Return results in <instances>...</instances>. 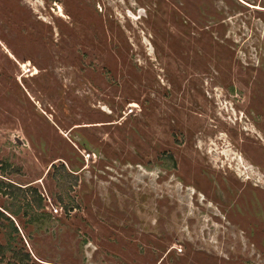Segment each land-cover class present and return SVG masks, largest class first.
Masks as SVG:
<instances>
[{"label":"rangeland","instance_id":"rangeland-1","mask_svg":"<svg viewBox=\"0 0 264 264\" xmlns=\"http://www.w3.org/2000/svg\"><path fill=\"white\" fill-rule=\"evenodd\" d=\"M0 181L29 264H264V0H0Z\"/></svg>","mask_w":264,"mask_h":264},{"label":"trees","instance_id":"trees-1","mask_svg":"<svg viewBox=\"0 0 264 264\" xmlns=\"http://www.w3.org/2000/svg\"><path fill=\"white\" fill-rule=\"evenodd\" d=\"M62 169L66 170V168L64 166H62ZM9 187H10L9 185L6 186L5 184H3L0 181V193L3 192L5 195H7L8 193H6L7 192L6 190H8ZM39 202H40L39 203V209H41L42 199L40 197H39ZM0 217L6 218L7 220H10L2 212H0ZM9 227H11L15 232H18V229H17V227H15L13 221H10ZM9 242H12V241H9ZM6 254H9V259H13V260L16 259L18 264H29L30 257L28 255V253H24L20 249L19 250L14 249L13 243H5L4 245L0 244V260H2L3 258L5 259Z\"/></svg>","mask_w":264,"mask_h":264}]
</instances>
